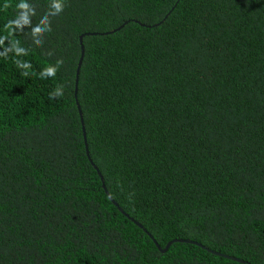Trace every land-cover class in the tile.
Segmentation results:
<instances>
[{
  "label": "trees",
  "instance_id": "16d2710c",
  "mask_svg": "<svg viewBox=\"0 0 264 264\" xmlns=\"http://www.w3.org/2000/svg\"><path fill=\"white\" fill-rule=\"evenodd\" d=\"M20 2L0 0V264H264V0ZM174 239L200 245L154 242Z\"/></svg>",
  "mask_w": 264,
  "mask_h": 264
},
{
  "label": "water",
  "instance_id": "95a60500",
  "mask_svg": "<svg viewBox=\"0 0 264 264\" xmlns=\"http://www.w3.org/2000/svg\"><path fill=\"white\" fill-rule=\"evenodd\" d=\"M85 34H88V33H85ZM85 34H84V35H85ZM89 34H90V33H89ZM82 36H83V35H81L80 38H82ZM80 40H81V39H80ZM83 56H84V49H83V47H81V55H80V58H79V61H78V65H77L78 67H77V71H76V85H77V77H78V74H79L80 64H81V62H82ZM79 114H80V119H81V122H82V129H83V131H84L85 147H86V151H87L88 157H89V159H90L89 152H88V150H87L88 147H87L86 135H85L84 125H83V118H82V114H81V112H80V108H79ZM90 160H91V159H90ZM91 163L93 164L92 161H91ZM93 165H94V164H93ZM94 167L97 169V171H98V173H99V175H100V177H101V179H102L101 173H100V171L98 170V168L96 167V165H94ZM103 187H104L105 192L107 193L108 197H109V198L111 199V201L114 203V205H116V206L118 207V209H119L121 212L124 213V215H126L128 218H130L131 220H133V219H132V218H131V217H130L125 211H123V209L117 204V202L111 198V196L108 194V191H107L106 188H105L104 183H103ZM135 223H136L139 227L143 228V226H142L140 223H138V222H136V221H135ZM149 235H150V234H149ZM154 242H155L157 248L160 249V251H165V250H167L168 247L170 246V244H172L173 242H187V243H194V244L200 245L199 243H197V242H195V241H192V240H189V239H174V240H172V241H169V242L165 245L164 248H161V247L159 246V244H158L155 240H154ZM217 254H219V253H217ZM225 256H226V255H225ZM226 257H228V256H226ZM231 258L235 259L234 257H231ZM236 260H239V261H241V262L243 261V260H240V259H236Z\"/></svg>",
  "mask_w": 264,
  "mask_h": 264
},
{
  "label": "clouds",
  "instance_id": "9594fccd",
  "mask_svg": "<svg viewBox=\"0 0 264 264\" xmlns=\"http://www.w3.org/2000/svg\"><path fill=\"white\" fill-rule=\"evenodd\" d=\"M18 7L20 9H28V4L24 2V0H21V2L19 3ZM52 7L55 9V13H58L62 10V4L59 2V0H54ZM54 13V14H55ZM25 15H22L21 19L24 18ZM49 75L53 74V70H49Z\"/></svg>",
  "mask_w": 264,
  "mask_h": 264
}]
</instances>
